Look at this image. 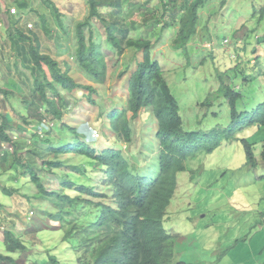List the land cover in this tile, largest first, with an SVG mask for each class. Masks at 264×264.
<instances>
[{
    "label": "rangeland",
    "instance_id": "rangeland-1",
    "mask_svg": "<svg viewBox=\"0 0 264 264\" xmlns=\"http://www.w3.org/2000/svg\"><path fill=\"white\" fill-rule=\"evenodd\" d=\"M52 1L65 29L57 19L54 5L47 0H0V86L15 91L9 99H0V112L7 116L14 138L0 149L3 186H0V253L12 257L13 264H81L82 254L77 250L76 241L64 238L62 223L50 216L57 211L56 206L36 197L38 190L30 178V169L26 168L24 173L21 168L31 165L45 186L55 190L60 186L59 177L71 173L69 164L83 165L89 161L85 156H61L44 150L49 146L43 145L44 139L38 133L44 135L49 129L22 120L26 116L35 123L39 115L29 112L27 106L32 100L39 105L42 101L29 92L26 78L14 67L17 55L8 31L12 18L18 19L19 25L25 28L27 23H32V30L39 35L44 49L70 62L72 74L78 80L93 84L73 59L77 24L85 21L90 13L88 0ZM130 1L140 3L144 11L127 20L128 24L130 20L136 21L138 26L130 30V36L150 39L153 43L152 56L162 65L164 77L179 101L186 130L230 125L231 109L221 89L223 84L242 93L237 103L239 111H251L264 102V0H208L199 8L197 32L184 48L176 47L174 40L180 21L174 19L178 13H184L192 0ZM125 8L128 11L132 7L127 4ZM101 11L112 15L116 9L103 4ZM42 14L52 35L43 28ZM93 25L94 37L102 42L108 58V79L96 85L99 95L95 105L88 101L85 90L72 93L61 90L70 109L62 122L47 115L55 126L51 138L58 141L56 147L66 146L73 140L69 128L65 126L61 130L65 124L97 129L98 137L92 136L97 147H122L142 174L152 176L158 169L160 147L153 136L151 109L132 122L133 140L128 144L114 135L107 117L113 108L125 103L128 77L142 54L134 49L118 54L107 41L103 23L94 19ZM127 66L128 72L122 75ZM246 72L255 75L250 83L244 81ZM244 140L252 145L253 160L247 155ZM51 160L62 161V167L49 168L47 163ZM89 163L91 183L103 182L102 169ZM72 177L80 182L87 180L80 174ZM177 179V190L164 220L166 229L180 235L172 264L181 258L190 264H264V125L245 128L236 140L224 142L214 152H200L189 158L187 170L178 173ZM6 228L16 230L26 245L25 250L6 248ZM84 256L82 262H85Z\"/></svg>",
    "mask_w": 264,
    "mask_h": 264
},
{
    "label": "trees",
    "instance_id": "trees-1",
    "mask_svg": "<svg viewBox=\"0 0 264 264\" xmlns=\"http://www.w3.org/2000/svg\"><path fill=\"white\" fill-rule=\"evenodd\" d=\"M47 1L54 5L52 0ZM207 1H190L184 13H178L173 18L180 21L174 40L176 47H186L196 34L199 8ZM88 4V18L79 22L76 27L77 43L73 59L92 79L93 84L78 80L72 74L70 62L66 63L47 52L39 35L32 30L34 26L29 27L30 23L25 28L19 25L18 19L12 18L8 31L9 40L17 55L14 67L26 78L29 92L38 95L42 101V105H39L36 100H32L27 106L29 112L39 115L34 120L35 123L26 116L22 120H28L36 127L44 126L49 129L46 132L49 133L48 137H45L46 133L41 135L35 130L44 139L43 145L49 146L48 150H44L61 156H85L102 169L103 182L91 183L92 177L88 169L90 163L87 161L83 165L69 164L71 173L61 175L59 188L49 190L31 165L20 166L22 165L24 173L26 168L30 169V178L38 190L36 197L56 206L57 211L51 212L50 216L54 221L62 223L61 226L65 229L64 238L76 241L77 250L82 254L79 256L81 264H172L180 235L166 229L164 220L177 190L178 173L187 170L189 158L200 152H214L224 142L236 140L238 133L245 128L264 125V102L251 111H239L237 103L242 93L231 85L223 84L221 89L231 109L230 125L210 130H186L179 101L164 77L162 65L152 56L153 43L150 39L130 36V30L138 26L136 21L130 20L128 24L127 20L135 17L137 12H144L140 8L141 4L131 3L130 0H88ZM103 4L111 5L116 12L112 15L104 14L101 11ZM127 4L132 7L128 11L125 8ZM54 7L57 19L64 27L60 12L55 5ZM41 19L45 31L52 35L53 32L46 26L44 14ZM94 19L103 23L107 41L118 54H123L126 49H134L142 54L128 77L125 103L121 107L113 108L107 117L114 135L128 144L133 140L132 122L146 109H151L155 126L153 136L160 147L158 169L152 176L142 174L138 165L133 163L122 147H97V142L92 138L97 129L74 128L62 124L61 130L65 126L69 128L73 140L66 146L56 147L58 141L51 138L54 136L52 131L55 126L47 115L50 114V117L62 122L66 111L70 109L66 94H62L61 90L67 93L85 90L88 101L95 105L99 95L96 85L104 84L108 79V58L102 42L94 37ZM1 24L0 18V27ZM253 51L256 53V49ZM128 68L129 66L121 74L128 72ZM262 72L264 76V69ZM254 76L253 73L246 72L244 81L250 83ZM13 91L0 86V99H9L14 94ZM1 117L3 122L0 123V149L4 148V143L14 141L7 116L0 112ZM244 143L249 159L253 160L252 145L247 140ZM47 164H50L49 168L62 167L63 162L51 160ZM70 174L86 176L87 180L80 182ZM4 238L9 251L26 249L22 238L14 231L5 230ZM82 256L85 262H82ZM10 258L0 253V259ZM175 264L190 263L180 260Z\"/></svg>",
    "mask_w": 264,
    "mask_h": 264
},
{
    "label": "crops",
    "instance_id": "crops-1",
    "mask_svg": "<svg viewBox=\"0 0 264 264\" xmlns=\"http://www.w3.org/2000/svg\"><path fill=\"white\" fill-rule=\"evenodd\" d=\"M1 183V182H0ZM0 186L1 187H3L2 186V184H0ZM6 189H8L7 187H5V190ZM15 226V229H16V227H17V224H14ZM6 230H8V228H6ZM12 231H16V230H12ZM180 239V238H179ZM178 244V243H177ZM183 257H184V255H182ZM181 260H185V261H188L187 259H184V258H181ZM13 261L15 262V260L11 257L10 259H6V260H2V259H0V264H13ZM17 263V262H16Z\"/></svg>",
    "mask_w": 264,
    "mask_h": 264
},
{
    "label": "built area",
    "instance_id": "built-area-1",
    "mask_svg": "<svg viewBox=\"0 0 264 264\" xmlns=\"http://www.w3.org/2000/svg\"><path fill=\"white\" fill-rule=\"evenodd\" d=\"M13 11H14V12H16V11H17V9H16V8H14V9H13ZM29 27H30V28H32V27H33V24H32V23H30V24H29ZM44 122H46V120H45ZM94 136L98 137V133H96ZM3 146H5V143L3 144ZM32 214H33V212H32Z\"/></svg>",
    "mask_w": 264,
    "mask_h": 264
},
{
    "label": "clouds",
    "instance_id": "clouds-1",
    "mask_svg": "<svg viewBox=\"0 0 264 264\" xmlns=\"http://www.w3.org/2000/svg\"><path fill=\"white\" fill-rule=\"evenodd\" d=\"M34 213V212H33Z\"/></svg>",
    "mask_w": 264,
    "mask_h": 264
}]
</instances>
